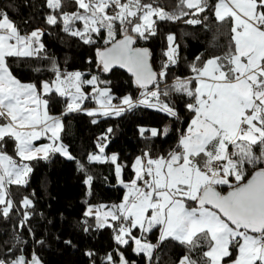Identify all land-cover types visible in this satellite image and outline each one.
Wrapping results in <instances>:
<instances>
[{
	"label": "snow or ice",
	"instance_id": "snow-or-ice-1",
	"mask_svg": "<svg viewBox=\"0 0 264 264\" xmlns=\"http://www.w3.org/2000/svg\"><path fill=\"white\" fill-rule=\"evenodd\" d=\"M74 3L77 10L67 12L63 11V0H46L51 13L45 22L61 24L62 31L85 44L95 42L93 33L106 30L108 46L97 49L98 65L105 73L115 67L126 69L143 91L136 100L125 96L121 105H114L110 90L99 86L107 82L96 76L84 79L80 72H61L55 62L50 69L53 79L39 84L21 82L10 71L7 58L38 56L44 49L43 32L35 29L22 35L8 15L0 12V215L7 218L15 209L9 187L27 184L32 172L29 162L46 160L54 153L74 159L61 142V117L50 113L53 96L65 98L62 115L86 111L88 116H119L143 105L178 117L166 99L175 92L189 98L185 107L193 113L187 129L180 133L177 150L155 158L144 152L131 166L133 178L125 183L120 179L122 166L117 155H102L107 145L98 143L99 152L90 153L88 161L115 165L118 182L126 192L119 204L89 206L84 216L94 215L98 228L111 227L118 246L134 243L133 251L143 254L149 264L154 250L169 239L186 250L175 264H264V0H215L214 4L179 0L171 13L142 0ZM206 12L220 24L228 22L229 46L199 66L192 64L191 78H177L171 86L161 88L167 69L177 63L174 35L167 36L166 61L159 73L149 64V50L134 47L136 39L155 36L157 20L175 22L189 17L186 24L199 25L209 18L201 16ZM77 22L82 28L76 27ZM117 24L122 39L116 38ZM85 86L92 92L86 93ZM89 98L99 109L82 108ZM140 131L143 135L146 130ZM151 133L158 134L155 129ZM6 139L14 141L18 160L5 150ZM41 139L49 142L37 145ZM107 139V135L98 137ZM249 167L254 169L250 177ZM78 170L84 171L79 163ZM91 181L92 177L86 176L84 183L90 185ZM225 185L229 190L223 194L218 186ZM31 207L28 197L20 201L21 227L30 219ZM134 229L141 235L136 236ZM154 229L159 230L157 244L147 240ZM196 252L200 253L198 258L193 256ZM105 259L106 264H117L112 254ZM0 264L41 262L33 254L30 260L20 255L9 262L0 260ZM119 264H128L122 253Z\"/></svg>",
	"mask_w": 264,
	"mask_h": 264
},
{
	"label": "trees",
	"instance_id": "trees-1",
	"mask_svg": "<svg viewBox=\"0 0 264 264\" xmlns=\"http://www.w3.org/2000/svg\"><path fill=\"white\" fill-rule=\"evenodd\" d=\"M142 2L171 13L176 11L179 0ZM209 2L214 4L215 0ZM76 10L74 0H63V11ZM0 12L8 15L22 35L35 29L43 30L41 43L44 49L38 56L7 58L10 71L21 82L39 84L53 79L50 69L55 62L62 72H80L84 79L96 76L100 81L107 82L99 86L110 90L114 105H121V99L125 96L133 100L140 97L143 90L136 87L130 76L119 70L105 73L98 65L97 49L108 46L105 44L106 30L102 29L99 34L93 33L95 42L85 44L79 37L62 31L61 24L48 25L45 22L46 16L51 13L46 0H0ZM204 15L209 18L199 25L186 24L184 20L189 17L175 22L157 20L155 36L147 40L136 39L135 47L149 50L154 70L159 73L166 61L163 53L168 48L167 36L174 35L177 63L167 69L166 79L160 83L161 88L171 86L177 78H191L194 75L190 67L192 64L199 66L211 56L221 55L229 46L228 22L218 23L211 12L201 14ZM76 27L82 28V24L77 22ZM116 38H122L119 24L116 25ZM197 56L201 58L200 61L196 60ZM88 88L85 87L86 90ZM166 99L176 109L178 117H170L143 105L125 110L119 116H88L86 111L62 115L66 108L65 98L53 96L50 113L61 117V142L74 159L67 160L55 154L46 160H33L29 162L32 172L27 184L9 187L16 207L9 217L0 215V260L9 262L20 255L30 260L35 254L41 264H106L105 258L112 254L119 264V254L122 253L128 264H149L143 254L138 255L133 251L131 241L129 245L118 246L111 227L88 226L91 221L84 216L87 206L117 204L124 193L116 185L115 165L110 161L90 163L88 155L99 152L98 143L106 144L104 154L117 155L118 163L122 166V177L129 180L136 157L142 156L144 152H149L153 158L167 156L169 152L177 150L180 133L187 129L193 113L185 107L188 97L173 92ZM124 107L127 109V106ZM82 108L93 110L99 109V106L89 98ZM93 119L96 123H92ZM166 126L167 134L163 133ZM109 128L112 129L111 133L107 131ZM141 129L146 130L143 135ZM152 129L157 131V136H152ZM105 135L107 140H98V137ZM5 150L13 158L16 157L14 141L6 139ZM256 151L258 153L259 149ZM78 163L84 171L78 170ZM253 171L248 168L249 177ZM86 176L92 177L90 185L84 183ZM218 190L225 194L229 189L225 185L218 186ZM24 197L32 201V207L28 209L30 219L21 227L23 209L20 208V201ZM86 227L88 231L84 230ZM134 233L138 235L139 231L134 229ZM157 234V229L147 234L152 244H157ZM185 251L178 242L166 240L154 250L151 264H175ZM199 254L194 253V258H198Z\"/></svg>",
	"mask_w": 264,
	"mask_h": 264
},
{
	"label": "rangeland",
	"instance_id": "rangeland-1",
	"mask_svg": "<svg viewBox=\"0 0 264 264\" xmlns=\"http://www.w3.org/2000/svg\"><path fill=\"white\" fill-rule=\"evenodd\" d=\"M42 32H43V30L42 29H40ZM42 37V36H41ZM107 39H109V37H108V35H106V40ZM62 72V71H61ZM86 87V86H85ZM85 87H84V91L86 92V93H91L92 92V88L90 87V86H88V87H90V88H88L87 90L85 89ZM112 97V96H111ZM92 99V98H91ZM92 101L93 102H95L96 103V101L94 100V99H92ZM85 102V101H84ZM96 105H98L97 103H96ZM99 106V105H98ZM153 109H155V108H153ZM112 116H116V115H112ZM165 129H168L167 128V126L163 129V133H165ZM42 140V139H41ZM41 140H39V141H36L35 143L37 144V145H41V144H45V143H48L49 141L48 140H46V139H43L44 141H42L41 142ZM55 154H59V153H54V154H50V156H49V158L51 157V156H53V155H55ZM59 155H61V154H59ZM102 155H104V156H106V157H111L112 155H110V156H107V155H105L104 153L102 154ZM62 156V155H61ZM62 157H64L65 159H67L65 156H62ZM137 158V157H136ZM135 158V159H136ZM15 159H17L18 160V157H15ZM135 159H134V161H135ZM43 160H45V159H43ZM68 160V159H67ZM133 161V162H134ZM105 162H108V161H105ZM105 162H102V163H105ZM133 164V163H132ZM131 170H132V167H131ZM29 176V175H28ZM133 176H134V173H133V170H132V177L129 179V180H125L123 177H122V174H121V177H120V179H122L125 183H127L128 181H130L132 178H133ZM115 177H116V185L117 186H119V187H121L123 190H124V193H123V196H122V199H123V197H124V195H125V192H126V189L123 187V185L121 184V183H119L118 182V178H117V176H116V174H115ZM26 179H28V177L26 178ZM122 199H121V201H122ZM120 201V202H121ZM119 202V203H120ZM119 203H117V204H119ZM189 204H190V206H194L193 204H192V202H189ZM112 205H114V204H112ZM92 206V205H91ZM109 206H111V205H109ZM89 206H87V208H88ZM93 207H95V206H93ZM87 208H86V210H87ZM90 221H91V223L88 225V226H95L96 225V220H95V217H94V215L93 216H91V217H87ZM155 230V229H154ZM134 231V230H133ZM157 231H158V234H157V240H158V237H159V230L157 229ZM141 235V233L139 232L138 233V235H136V236H140ZM147 240H148V238H147ZM150 243H151V241L150 240H148ZM134 247H135V245H134V243H133V249H134ZM135 252V251H134ZM136 253V252H135Z\"/></svg>",
	"mask_w": 264,
	"mask_h": 264
},
{
	"label": "water",
	"instance_id": "water-1",
	"mask_svg": "<svg viewBox=\"0 0 264 264\" xmlns=\"http://www.w3.org/2000/svg\"><path fill=\"white\" fill-rule=\"evenodd\" d=\"M121 39H122V38H121ZM134 47H135V44H134ZM149 64H150L152 70L155 72L154 67H153V65H152L150 59H149ZM112 70H119V71H121V72L127 74L128 76H130V77L132 78V80H133V82H134V78L132 77V75H131L126 69L119 68V67H115V68H113ZM112 70H111V71H112ZM134 84H135V83H134ZM135 85H136V84H135ZM136 87H137V86H136ZM137 88H138V87H137ZM139 89H140V88H139ZM226 193H227V192H226ZM226 193H225V194H226ZM95 226H96V225H95Z\"/></svg>",
	"mask_w": 264,
	"mask_h": 264
}]
</instances>
